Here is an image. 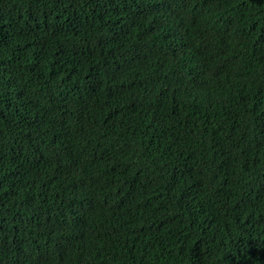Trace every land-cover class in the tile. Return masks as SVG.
<instances>
[{
    "label": "trees",
    "instance_id": "1",
    "mask_svg": "<svg viewBox=\"0 0 264 264\" xmlns=\"http://www.w3.org/2000/svg\"><path fill=\"white\" fill-rule=\"evenodd\" d=\"M0 264H264V0H0Z\"/></svg>",
    "mask_w": 264,
    "mask_h": 264
},
{
    "label": "clouds",
    "instance_id": "2",
    "mask_svg": "<svg viewBox=\"0 0 264 264\" xmlns=\"http://www.w3.org/2000/svg\"><path fill=\"white\" fill-rule=\"evenodd\" d=\"M250 52L246 53L245 55L249 54Z\"/></svg>",
    "mask_w": 264,
    "mask_h": 264
}]
</instances>
